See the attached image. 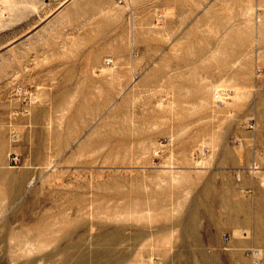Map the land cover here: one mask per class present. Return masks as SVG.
<instances>
[{"label":"rangeland","instance_id":"1","mask_svg":"<svg viewBox=\"0 0 264 264\" xmlns=\"http://www.w3.org/2000/svg\"><path fill=\"white\" fill-rule=\"evenodd\" d=\"M57 2L0 0V264H264V0Z\"/></svg>","mask_w":264,"mask_h":264},{"label":"built area","instance_id":"2","mask_svg":"<svg viewBox=\"0 0 264 264\" xmlns=\"http://www.w3.org/2000/svg\"><path fill=\"white\" fill-rule=\"evenodd\" d=\"M248 127H252V124H248ZM12 135H16L12 133ZM12 160L16 162L17 156L12 155ZM248 171H257L259 169V165L256 163V161H253L249 164L248 167H246ZM252 264H262L261 259H260V251L257 248H250L248 251Z\"/></svg>","mask_w":264,"mask_h":264},{"label":"crops","instance_id":"3","mask_svg":"<svg viewBox=\"0 0 264 264\" xmlns=\"http://www.w3.org/2000/svg\"><path fill=\"white\" fill-rule=\"evenodd\" d=\"M66 2H68V0H58L57 4L53 8V10L56 9V8H58V7H60V6H62V5H64Z\"/></svg>","mask_w":264,"mask_h":264},{"label":"bare ground","instance_id":"4","mask_svg":"<svg viewBox=\"0 0 264 264\" xmlns=\"http://www.w3.org/2000/svg\"><path fill=\"white\" fill-rule=\"evenodd\" d=\"M19 243H21V242H19ZM17 245L19 246V244H17ZM17 245H16V246H17ZM24 246H25V244H24ZM24 246H23V247H24ZM21 247H22V246H21ZM16 248H17V247H16ZM16 248H15V249H16ZM19 248H20V247H19ZM14 251H15V250H14Z\"/></svg>","mask_w":264,"mask_h":264}]
</instances>
